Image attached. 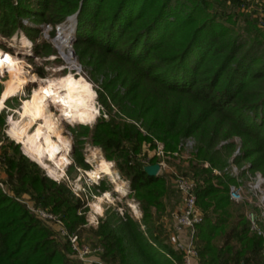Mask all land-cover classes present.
Instances as JSON below:
<instances>
[{"label": "trees", "instance_id": "1", "mask_svg": "<svg viewBox=\"0 0 264 264\" xmlns=\"http://www.w3.org/2000/svg\"><path fill=\"white\" fill-rule=\"evenodd\" d=\"M74 14L79 62L110 78L101 83L107 113L111 103L129 100L135 109L129 117L139 124L110 116L92 130L82 127L107 160L117 155V169L142 213L139 221L117 213L99 220L95 257L105 264H181L163 223L172 201L182 197L166 177H149L146 164L138 156L127 160L125 152L145 143L152 149L153 139L174 152L190 139L195 145L185 176L195 185L203 217L195 236L199 263L264 264V217L260 235L247 215L250 206L260 209L230 198V188L248 173L264 178V2L18 0L13 6L0 0V34L9 38L27 16L60 24ZM2 125L0 115V139ZM147 163L157 164L155 156ZM0 167L15 186L11 196L0 189V264H83L69 258V242H56L17 197L30 192L40 202L35 206H50L69 233L85 223L79 215L85 202L40 178L13 141L1 148Z\"/></svg>", "mask_w": 264, "mask_h": 264}, {"label": "rangeland", "instance_id": "2", "mask_svg": "<svg viewBox=\"0 0 264 264\" xmlns=\"http://www.w3.org/2000/svg\"><path fill=\"white\" fill-rule=\"evenodd\" d=\"M258 2L263 3L264 0H256V3ZM12 3L14 6L18 3V0H12ZM241 9L243 10L244 7ZM75 15L76 26L73 33V26L68 22V19ZM60 25H63L64 27L58 32L57 28ZM16 26L19 28H17L9 38L0 34V50L4 54L8 53L11 56L16 57L23 65L25 76L28 78H32V75H35L38 78H60L72 75L77 81L88 82L91 85L93 92L96 117L87 125L78 123L71 124L60 119L61 134L64 139L70 142L69 152L67 154L69 164L63 168H56L52 162L45 161L47 167H51L54 170L53 172L55 174L53 173V175H50L47 168L34 162L23 151L24 143L14 139L8 133L10 119H13L14 121L20 120L24 103L30 102V97L37 88V85L33 82L28 83L23 87L20 94L9 99L5 103L4 108L0 110V115L3 116L0 152L3 146H6L13 141V144H18L21 154L29 162H32L37 166L38 170H36V173L40 178L48 179L56 185H64L65 188L71 192L73 197L85 202V207H83L79 213V215L84 217L85 223L78 229L73 230L72 233H69L62 222L59 224L55 221H47L40 218L38 215L31 213L52 232L53 238L56 242L61 244L69 242L71 252L66 253L70 259L77 260L83 264H89L84 263L79 259V254L83 253L84 250H88L89 254L86 256L85 260H99L102 262L94 255V252L100 250L93 233L98 226L99 220L107 218L113 213H117L119 217H123L127 214L133 220L139 221L142 217V213L139 203L136 202L133 197L134 195L131 194L129 182L122 178L117 169V164L119 162V160L116 159L117 155L114 156L115 160H107L102 148L89 141L88 137L85 135L86 131H84L83 128L92 130L94 125L100 119L108 121L110 116L117 121L122 120L127 123H133L139 127V124L133 122L129 117V114L135 110L134 105L130 103L129 100H118L119 105L117 106L115 103H111V106L109 105L110 115L107 113L108 111L103 105L104 97L101 95V83L110 78L101 77L99 74L94 73L89 67H86L79 62V56L77 55L75 47V41L78 34L77 14L68 16L65 21L60 24H49L41 21L38 17L27 16L20 19ZM70 33L72 34L70 39H73V41L68 42L66 36ZM23 39H26L30 45H24L22 43ZM70 51L73 52V58L76 63L75 67H71V64L64 59V55L68 54ZM113 78H111V81L113 82L112 84L117 85L118 80H114ZM9 80L10 77L8 73L0 75V94L1 92L3 94ZM116 89H118V87H116L114 91H116ZM50 109L54 117L57 118V116H59L57 109L53 107ZM35 127L36 126L31 128L29 132L32 133L35 130ZM140 130L143 132L142 129ZM236 141L239 143L240 139L236 138ZM153 142L154 147L152 149L145 143L140 144L134 151L131 149L126 150L125 153L128 157L127 160L134 162L136 161V156H138L139 162L144 164L154 155L157 164L163 163L159 175L166 177L171 190L177 193L178 191L175 184L176 177H182L189 180L188 177L186 178L185 174L188 167V161L193 155L195 144L192 141V145L187 147L185 146V141L176 151L171 152L169 149H165L161 142L155 139H153ZM124 146L129 147V143H124ZM142 153H145L146 157H144ZM157 153L161 154L158 156ZM100 160L104 161L108 166V174L97 175L95 168ZM250 162L251 160L245 161L243 165L246 166L244 167L245 169L250 167ZM253 178L255 177H252V175L248 173L242 180V186L245 187L243 192L244 201H247V203L258 208L263 206L260 211L264 212V205L261 203L262 196L252 193L249 188V185L252 183L255 184ZM10 185L11 184L8 182L5 172L0 167V189L11 196L13 194L9 191ZM13 187L15 186L13 185ZM178 195H180V193ZM17 198H19L18 200H20L23 205H27L29 208H39L52 215L54 218L59 219L58 215L54 211L52 212L50 206H44V204L41 203L42 206L36 207L35 205L40 202H37L33 196H31L30 192H20V196ZM182 205L183 202L181 198L177 202L172 201V204L167 211L169 215L164 219L163 234L167 236L168 242L171 246L172 241L170 240L176 236L177 229L175 222ZM252 209L253 208L250 206L247 215L251 212H256ZM73 238H76L74 243H72Z\"/></svg>", "mask_w": 264, "mask_h": 264}, {"label": "bare ground", "instance_id": "3", "mask_svg": "<svg viewBox=\"0 0 264 264\" xmlns=\"http://www.w3.org/2000/svg\"><path fill=\"white\" fill-rule=\"evenodd\" d=\"M68 22L72 23L70 20ZM62 27L57 29L58 32ZM70 37L71 33L66 36L68 42L71 41ZM22 43L30 45L26 39H23ZM64 59L71 67L76 66L72 51L64 55ZM5 73L9 74L10 80L1 95L0 110L9 99L20 94L25 85L31 82L37 85L30 102L23 105L20 120L10 119L8 133L24 143L23 151L29 158L47 168L48 173L53 175L54 170L47 167L45 161L52 162L56 168L69 164L67 154L70 142L61 134L60 119L71 124L87 125L96 117L91 85L86 81L75 80L72 75L60 78H38L32 75V78H28L18 59L0 50V75ZM52 107L59 112L57 118L50 109ZM34 126L35 130L30 133L29 130ZM95 170L99 176L108 174L109 168L100 160Z\"/></svg>", "mask_w": 264, "mask_h": 264}, {"label": "built area", "instance_id": "4", "mask_svg": "<svg viewBox=\"0 0 264 264\" xmlns=\"http://www.w3.org/2000/svg\"><path fill=\"white\" fill-rule=\"evenodd\" d=\"M191 140H186L185 146L190 147L192 145ZM161 153H157L159 156ZM149 165L148 163H144ZM160 166V170L163 167V163L158 164ZM233 172L237 176L239 174V169L237 167H233ZM219 174V173H218ZM255 184L252 183L249 185V188L252 193L262 196L261 203L264 205V178L261 174L257 173L255 178H253ZM177 191L180 193L182 197V208L179 212L178 217L176 218V236L172 238V246L180 253L181 255V264H201L199 263V255L198 251L195 247V236H196V228L197 226L203 222V217H201L199 211L196 206V196H195V185L193 182L182 178L176 177L175 180ZM244 186H232L230 188V198L232 201L236 203H240L244 201ZM20 201V200H18ZM21 202V201H20ZM263 206H260L259 209L262 210ZM26 208L38 215L40 218L47 221H55L57 223H61V221L57 218H54L52 215L47 212L39 209V208H29L26 205ZM264 216V212L260 213L251 212L248 215V218L252 225V230L258 232L260 235L262 234L259 221ZM76 241V238L72 239V243ZM76 249V248H74ZM89 251L84 250L83 253L79 254V259L84 263H94V264H103L99 260H85L86 256H88Z\"/></svg>", "mask_w": 264, "mask_h": 264}, {"label": "water", "instance_id": "5", "mask_svg": "<svg viewBox=\"0 0 264 264\" xmlns=\"http://www.w3.org/2000/svg\"><path fill=\"white\" fill-rule=\"evenodd\" d=\"M69 20L73 23V32H74L75 31V26H76V15L72 16L71 18H69L68 21ZM62 26L63 25H60L58 28H60ZM71 41H73V39H71ZM72 55H73V52H72ZM143 171L149 177H156L159 174V172H160V166L158 164L146 165V166L143 167Z\"/></svg>", "mask_w": 264, "mask_h": 264}, {"label": "crops", "instance_id": "6", "mask_svg": "<svg viewBox=\"0 0 264 264\" xmlns=\"http://www.w3.org/2000/svg\"><path fill=\"white\" fill-rule=\"evenodd\" d=\"M172 238V237H171ZM171 241V240H170ZM195 264V263H194Z\"/></svg>", "mask_w": 264, "mask_h": 264}]
</instances>
